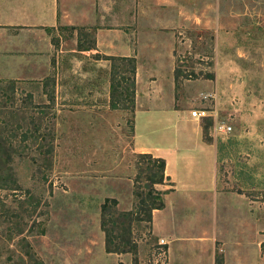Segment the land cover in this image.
I'll list each match as a JSON object with an SVG mask.
<instances>
[{"label": "rangeland", "instance_id": "rangeland-1", "mask_svg": "<svg viewBox=\"0 0 264 264\" xmlns=\"http://www.w3.org/2000/svg\"><path fill=\"white\" fill-rule=\"evenodd\" d=\"M64 3L0 24V264H264V0Z\"/></svg>", "mask_w": 264, "mask_h": 264}, {"label": "crops", "instance_id": "crops-1", "mask_svg": "<svg viewBox=\"0 0 264 264\" xmlns=\"http://www.w3.org/2000/svg\"><path fill=\"white\" fill-rule=\"evenodd\" d=\"M67 13L71 12H69V8L64 3V0H0V24H5L12 29L19 31L23 30L30 33V40L34 39L35 31H42L43 29H45V27L57 26L59 24V21L62 20V17L64 20L66 19V16L68 15ZM42 37L43 38H40L36 42L31 41L29 43L21 45L27 50L20 49L18 45L14 46L12 49L18 48L19 52L22 55L31 56L34 58L36 56H47L48 54L50 55L53 44L46 33L45 36L42 35ZM41 41H44V43H41ZM12 49H10V51ZM171 114V111H167L165 113L162 110H157L154 112L148 110L137 111L134 123V143L136 151L153 152L155 153V155L165 157L167 156V153H170L173 150V148L163 149L160 146H156L155 144L151 145L146 142L145 127L148 124H152L153 126V129L150 133L151 135H153V137L155 136V134L159 133V139L169 137V139L176 138V144L182 142V140L178 136L175 135L174 137L172 133H169L170 135H168V128H156V120L163 122V120L173 117ZM170 121L168 122L170 123ZM171 156H173V154ZM167 159V175L171 176L170 180H174L178 171L172 170L173 168H170V159L169 157ZM214 254L215 250H211L210 256H212V264H215Z\"/></svg>", "mask_w": 264, "mask_h": 264}, {"label": "built area", "instance_id": "built-area-1", "mask_svg": "<svg viewBox=\"0 0 264 264\" xmlns=\"http://www.w3.org/2000/svg\"><path fill=\"white\" fill-rule=\"evenodd\" d=\"M207 114V110L195 109L192 111V116L194 117L201 118L206 116ZM215 129L220 132H229L230 130H232V126L224 122H218Z\"/></svg>", "mask_w": 264, "mask_h": 264}, {"label": "trees", "instance_id": "trees-1", "mask_svg": "<svg viewBox=\"0 0 264 264\" xmlns=\"http://www.w3.org/2000/svg\"><path fill=\"white\" fill-rule=\"evenodd\" d=\"M158 161H159V159H157ZM160 161H163V159H161ZM162 179H164V174H162ZM104 210H106V207H104ZM106 225V224H105ZM105 231H107V233H109V235L111 236V234H110V230L109 229H105Z\"/></svg>", "mask_w": 264, "mask_h": 264}]
</instances>
